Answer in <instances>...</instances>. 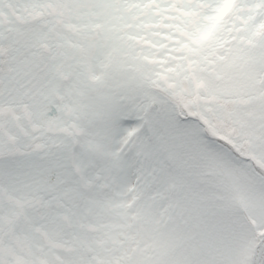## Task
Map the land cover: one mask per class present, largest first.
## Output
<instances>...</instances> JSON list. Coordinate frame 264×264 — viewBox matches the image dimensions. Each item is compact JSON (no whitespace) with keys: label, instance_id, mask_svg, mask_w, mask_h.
<instances>
[{"label":"snow or ice","instance_id":"1","mask_svg":"<svg viewBox=\"0 0 264 264\" xmlns=\"http://www.w3.org/2000/svg\"><path fill=\"white\" fill-rule=\"evenodd\" d=\"M0 264H264V0H0Z\"/></svg>","mask_w":264,"mask_h":264}]
</instances>
